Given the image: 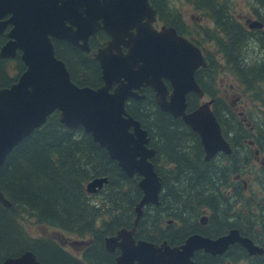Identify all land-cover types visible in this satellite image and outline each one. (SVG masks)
<instances>
[{
  "label": "trees",
  "instance_id": "trees-1",
  "mask_svg": "<svg viewBox=\"0 0 264 264\" xmlns=\"http://www.w3.org/2000/svg\"><path fill=\"white\" fill-rule=\"evenodd\" d=\"M190 2L207 20H212L213 27L196 24L195 30L188 29L181 15L168 6L169 2L154 0L162 21L191 39H194L191 36L193 32L198 31L199 39L216 45L217 54H207L208 66L197 72V79L207 94L216 96L217 90H213L212 85L217 72H225L243 85L246 93L261 102L262 116L255 118L251 127L247 128L224 100L215 98L214 112L225 137L232 143L233 152L221 153L222 161L214 163L216 158L212 161L204 159L198 135L182 118L175 119L171 114L159 110L155 100L150 97L129 105V112L142 123L150 139L158 145V158L164 155L168 164L174 166L165 172L158 168L164 177L161 204L158 207L151 205L154 215L145 209L137 237L145 238V234L149 240H168L173 245H179L191 232L203 231L207 236L214 237L229 228H238L243 235H248L262 246L264 202L256 204V195L246 197V186L239 179L229 183L234 192L229 196L223 187L232 175H241L252 157L264 153V26L251 28L249 20L243 23L239 14L243 15L244 12L239 11L240 5L235 0ZM250 9L264 25V0H251ZM251 41L259 43L263 54L252 57L251 52L250 62L246 64L248 56L245 53L247 47L253 45ZM196 43L201 46V43ZM219 55L221 57L217 59ZM73 58L75 62L70 67L76 84H100V67L96 61L74 54ZM7 69V63L0 60V82L3 87H10L18 79V76L8 77ZM191 141L196 142L194 147L186 143ZM249 141L254 143L255 149ZM243 149L247 151L243 153ZM262 167L264 172V165ZM173 174L177 181L171 182L167 175ZM98 176L108 177L109 190L113 191L117 201V215L109 214L111 219L108 221L102 216L106 212L100 203L90 197L93 194L86 190V186ZM138 180V177L132 178L122 172L108 151L94 141L91 133L83 127L76 130L68 128L60 121L59 113L54 112L42 127L8 155L0 168L1 188L12 203L8 208L0 202V264L5 258L26 250L33 251L43 264H114V256L106 250V239L121 226L130 228L133 225L135 208L142 198ZM233 200L234 203L243 202V209L235 210L231 203ZM253 206L260 211H255ZM200 207H209L213 211L209 226L199 227L202 224L197 222L194 224L198 225L196 228L190 225V228L173 229L176 221L188 225L191 220L186 213L198 215ZM23 218L36 219L38 223L76 234L80 238L90 236L92 244L84 251L82 258L75 257L51 238H31L21 225ZM164 220L172 221L167 228L161 227ZM145 226H151L157 232L149 235ZM90 240L83 239L81 242ZM240 246L242 248L229 251V254L242 255L246 249ZM198 260L200 264H216L217 259L199 254ZM252 261V264H264V255Z\"/></svg>",
  "mask_w": 264,
  "mask_h": 264
},
{
  "label": "water",
  "instance_id": "water-1",
  "mask_svg": "<svg viewBox=\"0 0 264 264\" xmlns=\"http://www.w3.org/2000/svg\"><path fill=\"white\" fill-rule=\"evenodd\" d=\"M101 1L0 0L3 11L13 12L15 24L13 40L5 45L3 52L14 56L20 49L27 65L26 71L10 87H2L0 82V168L25 138L59 111L65 126L72 130L83 127L128 176L141 177L138 185L143 196L135 208L133 228L120 229L117 235L106 239L110 250L121 247L116 264H196L192 258L197 250L222 254L236 242L251 254H263L264 248L242 235L238 228H231L217 238L194 233L178 246L135 240L144 206L160 204L162 178L151 161L156 150L147 146L148 130L126 110L130 96L141 98L145 87L154 88L160 107L175 117L182 116L200 135L205 160H211L219 151L230 154L233 150L212 109V100L187 112L189 92L204 96L195 77L196 69L207 64L201 50L173 27L157 30L153 26L157 11L150 0ZM66 20L77 28L67 27ZM249 26L262 28L264 25L254 20ZM101 29L111 36L109 45L96 55L105 83L98 88L80 86L72 80L65 63L55 56L50 36L87 45L90 37ZM165 80L173 86L170 99ZM114 85L116 88L111 92ZM107 181V176L95 178L88 184V190L95 192ZM0 202L8 208L12 206L1 185ZM201 220L204 221L203 217ZM1 264L42 262L33 251L26 250L5 258Z\"/></svg>",
  "mask_w": 264,
  "mask_h": 264
},
{
  "label": "rangeland",
  "instance_id": "rangeland-1",
  "mask_svg": "<svg viewBox=\"0 0 264 264\" xmlns=\"http://www.w3.org/2000/svg\"><path fill=\"white\" fill-rule=\"evenodd\" d=\"M169 2V7L172 8V10L178 12L183 20L186 22V26L188 29L195 30L196 29V24H201V26H210L213 27V22L212 20H207L206 16L203 15L200 11H197L190 0H166ZM236 3H239V11L244 12L243 15L239 14L240 18L242 19L243 23H246L247 20L248 24L252 23L254 20H259L253 13V11L250 9V2L251 0H235ZM237 15V13H236ZM261 22V21H260ZM159 27L161 25H158ZM194 34L191 35L194 39H191L190 36H187L188 39L191 41H197L201 43V48L204 51L205 55L210 54V55H216L217 54V47L214 43L212 42H203L201 39L198 37V31L193 32ZM253 44L252 46H248L245 55L248 56V59L246 60V64L250 62L249 57H255L258 54L261 53L263 54V50L261 49V46L259 43L255 41H251ZM253 52V53H251ZM251 53V56H250ZM220 55L216 56L217 59H220ZM7 67L10 69L7 72L8 77L15 78L17 76L18 70H14L15 68L18 67V64L14 61H10L7 64ZM213 90H217L216 96L212 97L210 94L207 97H200L198 95H192L190 96L191 100H194L197 104H202L204 101L208 100L210 101L212 98H221L224 100V103L229 105L231 107V110L235 113V115L240 119L243 123L244 126L247 128L251 127V124L253 121H255V118L260 119L262 116V105L261 102L254 99L249 93L245 92V88L243 85H241L237 80L231 78L228 76L225 72L220 73L219 71L217 72L216 76V81L212 85ZM214 106V105H213ZM190 127V126H189ZM191 128V127H190ZM192 129V128H191ZM247 130V129H246ZM195 132L194 130H192ZM196 133V132H195ZM197 134V133H196ZM198 135V134H197ZM200 136V135H199ZM150 137V136H149ZM201 139V138H200ZM161 140V139H159ZM188 143V146L194 147L196 145V142L191 141V142H186ZM250 144L254 146V143L250 141ZM153 147H152V146ZM147 146L150 148H154L156 150V144L153 142V140H149L147 143ZM254 149L256 146L253 147ZM247 150L243 149L242 152L245 153ZM157 153V150H156ZM253 155V154H252ZM153 162L154 167L158 170L160 169L161 172H165L170 168H173L174 166L172 164H168L167 159H165L164 155H160L158 158V154L156 159H151ZM222 161V155H219L216 157L215 162H221ZM264 165V153H261L258 155L256 158H251L250 162L245 164L241 175H232L230 178L229 182L227 185L223 187V190L225 193L229 196V194L234 193L233 188L231 184L235 182L237 179L240 180V183L246 186V191H244L246 197H252L254 195L257 196L258 202L257 203H262L264 202V172L262 171V166ZM159 170L160 176H163V173H161ZM139 176V175H138ZM169 180L171 182H174L175 180L177 181L175 175H167ZM101 177V176H98ZM95 177V178H98ZM140 179V176H139ZM179 180V179H178ZM238 181V180H237ZM96 188V184L94 185ZM178 186V185H177ZM111 185H109L108 181L103 183L102 187H97L98 192H96V196L94 195L95 193L88 190L86 186V190L88 193L91 195L93 194L92 197L94 200H96L98 203H100L101 207L106 213H103V218L105 220H110L111 214L112 216L117 215L116 207H117V201L113 197L115 196L113 191L110 192L109 188ZM104 189V190H103ZM162 189H163V182H162ZM161 189V190H162ZM102 190V191H101ZM142 190V189H141ZM110 192V193H109ZM183 201V200H182ZM235 200L231 201L233 205V208L235 210L240 211L243 209V202L241 204L234 203ZM185 201H183L184 203ZM127 206L125 205V208ZM251 207V206H250ZM255 211H260L255 209V207H252ZM147 212L150 213L151 215H154L155 213H151L153 211L152 206L147 207ZM198 215H193L192 213H186L188 216L189 224L187 225L186 222L182 221H176L173 223V229H180L185 226L190 228V225H193L195 228L198 227V224L201 225L202 220L201 218L203 217L204 221L208 220V226L210 225V218L211 215L213 214V211L209 207H200L198 208ZM234 212V209H233ZM200 221L202 222L200 224ZM168 221L164 220L163 223L161 224L162 228H167L168 227ZM191 223V224H190ZM21 225L23 226L25 232L27 235H29L33 239H39V238H51L55 240L62 248H64L65 251L68 253L72 254L75 257L82 258L83 256V249L87 246L85 242H81V240H90V236H87L86 238H80L76 234L69 233L67 231L60 230L56 227L47 225V224H41L38 223L36 219H22L21 220ZM204 226L203 224L199 227ZM207 227V226H206ZM146 232L150 235V233H156L157 229L148 226H145ZM108 236V235H107ZM143 237H147L145 234ZM264 245V244H263ZM262 245V246H263ZM264 247V246H263ZM232 264H249L247 262V259L245 258H239V259H234V263Z\"/></svg>",
  "mask_w": 264,
  "mask_h": 264
},
{
  "label": "flooded vegetation",
  "instance_id": "flooded-vegetation-1",
  "mask_svg": "<svg viewBox=\"0 0 264 264\" xmlns=\"http://www.w3.org/2000/svg\"><path fill=\"white\" fill-rule=\"evenodd\" d=\"M101 1V0H100ZM57 2V1H56ZM71 2V1H70ZM74 2V1H73ZM102 2V1H101ZM62 3V1H60L59 2V4H61ZM151 3H152V5H154V8L156 9V19L153 21V26L155 27V28H157V29H159V30H161L163 27H173V28H175L174 26H172V25H169V24H167V23H165L164 21H162L161 19H160V13H159V10L157 9V7H155V3H154V0H151ZM57 4H58V2H57ZM13 17H14V14H13V12H11V11H9V9L5 12V11H3L1 8H0V60L1 61H4V62H6L7 64H8V62H10V61H14V62H16L17 64H18V67L17 68H15L14 70H18V73H17V76H18V78H19V76L21 75V74H23L25 71H26V69H27V65H26V63H25V61L22 59V51L20 50V49H17L16 50V54L14 55V56H11V55H8V54H5L4 52H3V48L5 47V45H7L9 42H11L12 40H13V37H12V34H13V30L15 29V24L13 23ZM183 19V18H182ZM99 21H102V19L99 17ZM184 21V20H183ZM120 22H121V17H120ZM184 23L186 24V22L184 21ZM65 25L67 26V27H69V28H72V29H76L77 27L75 26V25H72V23L71 22H69V21H65ZM158 25H161L160 27L158 26ZM176 29V28H175ZM176 31H177V33L181 36V35H183V36H186L185 34H181V33H179V31L176 29ZM187 37V36H186ZM50 38H51V42H52V44H53V47H54V51H55V56L58 58V59H60V60H62L64 63H65V65H66V68L69 70V72H70V74H71V78H72V75H73V73H72V71H71V67H70V65L73 63V62H75V60H74V58H73V54L74 55H81V56H83V57H85V58H87V59H91V60H94V61H96L97 63H98V65H99V67H100V76H101V82H100V84H98V85H96V86H91V85H85V86H90V87H93V88H98V87H101L104 83H105V79H104V75H103V68H102V65H101V62H100V60L96 57V55L98 54V52H99V50L100 49H103V48H105V47H107L108 45H109V43H110V41H111V36L105 31V30H103V29H101V30H99L97 33H96V35H92L91 37H90V39H89V41H88V43H87V45L86 44H84V43H82V42H79V44H76V43H73V42H70V41H68L67 39H64V38H57V37H54V36H50ZM188 39V38H187ZM189 40V39H188ZM195 43V42H194ZM196 44V43H195ZM196 45H198V44H196ZM199 46V45H198ZM200 47V46H199ZM124 52H126L127 51V48L125 47V46H123V49H122ZM119 55H121V45L119 46ZM72 52H74V53H72ZM113 52V54H116L117 52L114 50V51H112ZM10 69L8 68L7 69V72L9 71ZM200 70V69H199ZM199 70H197V72L199 71ZM197 74V73H196ZM12 78V77H11ZM18 80V79H17ZM17 80L15 81V82H17ZM72 80H73V78H72ZM14 82V83H15ZM165 82L167 83V85H168V88H169V95H168V99H170V95H171V92H172V90H173V87H172V84H171V82L169 81V80H165ZM14 83H12V84H14ZM76 83V82H75ZM11 84V85H12ZM200 84V83H199ZM115 88H116V85H114L111 89H110V91L111 92H113L114 90H115ZM141 94L143 95V97H141V98H136V97H134V96H130L127 100H126V110H127V112H128V114H130L131 116H133V114H131L130 112H129V110H128V106L129 105H131V104H133L134 103V101H141V100H143V99H146V98H148V97H150L151 98V100L153 99V100H155V104H156V106H158L159 107V110H161V111H163V112H165V113H167V114H171L175 119L177 118H182V116H178V117H175L171 112H169V111H165V110H163L161 107H160V105L158 104V102H157V98H156V92H155V90H154V88H152L151 86H147V87H145L144 88V90H143V92H141ZM192 95H198L197 93H195V92H190V93H188V95H187V102H188V108H187V111L188 112H190V111H193V110H195V109H197L199 106H200V104H197V105H195L194 103H191V102H193L192 100H191V98H190V96H192ZM213 99V98H212ZM214 100V103H215V98L213 99ZM214 105V104H213ZM134 117V116H133ZM183 119V118H182ZM198 140H199V142H200V144H201V139H200V136L198 135ZM152 146V145H151ZM158 145H156V150H157V153L154 155V157H153V159H156V157H157V154H158V147H157ZM201 146H202V144H201ZM153 147V146H152ZM203 147V146H202ZM203 150H204V148H203ZM204 155H205V151H204ZM116 161V160H115ZM117 162V161H116ZM118 163V162H117ZM119 166V165H118ZM119 168H120V170L122 171V172H124L122 169H121V167L119 166ZM158 171V170H157ZM159 173V172H158ZM162 178H163V185H164V177L163 176H161ZM109 182V181H108ZM163 190H164V188L162 189V191L160 192V198H161V194H162V192H163ZM142 195H143V191H142ZM160 204H161V202H160ZM160 204H156V203H148V204H146L145 205V207H144V212H145V209L148 207V206H156V207H158ZM144 214V213H143ZM143 216V215H142ZM141 219H142V217H141ZM141 219H140V221H141ZM140 221H139V223H140ZM168 222H170V221H168ZM204 223H202L204 226V228L206 227V226H208V221H203ZM171 223V222H170ZM200 224H201V222H200ZM133 226H134V223H133V225L129 228V227H127V226H121L119 229H121L122 227H126L127 229H132L133 228ZM139 224L137 225V231L135 232V234H134V237H135V239L136 240H138V239H143V240H148V241H153V242H156V243H162L163 241H167L168 242V240H162V241H156V240H149V239H146V238H138L137 237V234H138V232H139ZM118 229V230H119ZM229 229H231V228H229ZM117 230V231H118ZM227 232H229V230L228 231H226L225 233L227 234ZM194 233H199V234H202V235H205V236H207L203 231H201V232H198V231H195V232H191L187 237H186V239L191 235V234H194ZM225 233H223V234H225ZM115 234H117V232H115ZM114 234V235H115ZM113 235V234H112ZM221 235V234H220ZM219 236V235H218ZM209 237H212V236H209ZM215 237H217V236H214L213 238H215ZM185 239V240H186ZM185 240H184V242H185ZM120 241H121V238H120ZM184 242H182V243H184ZM168 243H170V242H168ZM181 243V244H182ZM171 244V243H170ZM171 245H173V244H171ZM180 245V244H179ZM241 244L240 243H235V244H232V245H230L229 246V248L224 252V253H218V254H213V253H211V252H206L205 250H203V249H200V250H197L196 252H195V254H194V256H193V260L196 262V264H200V261L198 260V255L199 254H204V255H207V257H211V258H215V259H217L216 260V264H232V263H234V259H239V258H245V259H247V262L249 263V264H252L253 263V261H252V259H254V258H257V257H259L260 255H264V252H263V254H251L250 253V251L247 249V248H245L246 249V251L244 250V252L243 251H240V252H243V254L242 255H240V254H234V253H231V254H229V251H231V252H235L238 248H242L241 246H240ZM106 246V250L111 254V255H113L114 256V264H116V258L118 257V256H120L121 255V253H122V250H121V247L119 246V247H117L115 250H110L108 247H107V245H105ZM243 246V245H242ZM90 247V245L87 247V248H85V249H88ZM227 255V256H226ZM240 255V256H239Z\"/></svg>",
  "mask_w": 264,
  "mask_h": 264
},
{
  "label": "bare ground",
  "instance_id": "bare-ground-1",
  "mask_svg": "<svg viewBox=\"0 0 264 264\" xmlns=\"http://www.w3.org/2000/svg\"><path fill=\"white\" fill-rule=\"evenodd\" d=\"M104 190V189H103ZM102 191V190H101Z\"/></svg>",
  "mask_w": 264,
  "mask_h": 264
}]
</instances>
